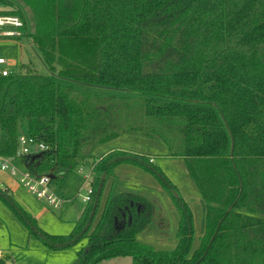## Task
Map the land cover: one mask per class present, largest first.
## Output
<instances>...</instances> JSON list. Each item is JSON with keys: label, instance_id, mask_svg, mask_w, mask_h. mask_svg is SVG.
<instances>
[{"label": "trees", "instance_id": "16d2710c", "mask_svg": "<svg viewBox=\"0 0 264 264\" xmlns=\"http://www.w3.org/2000/svg\"><path fill=\"white\" fill-rule=\"evenodd\" d=\"M1 1L9 9L0 13L29 10L24 31L48 73L19 65L0 75V154L15 155L24 132L48 145L22 159L34 174L93 165L91 200L65 235L46 232L0 186V200L29 233L52 250L85 240L79 264L120 256L132 264H264V0ZM127 132L161 140L186 161L207 204L196 249L192 210L151 154L94 155ZM122 163L173 192L175 249L137 239L154 218L144 193L111 189L102 203Z\"/></svg>", "mask_w": 264, "mask_h": 264}, {"label": "rangeland", "instance_id": "374dc122", "mask_svg": "<svg viewBox=\"0 0 264 264\" xmlns=\"http://www.w3.org/2000/svg\"><path fill=\"white\" fill-rule=\"evenodd\" d=\"M13 1L15 4L22 5L18 0ZM23 8L26 10V7ZM6 9H9V6L0 0V11ZM26 12L29 14H25V17L31 16L29 10ZM28 23L31 24V20ZM22 42L29 55L30 63L28 66L24 65L21 70L47 74L48 69L39 56V52L31 48L26 37L22 38ZM22 126L21 123L20 129H22ZM23 130H25L24 126ZM155 140L138 134L122 133L110 142L99 144L93 153L99 157L110 149L118 148L151 154L155 158V163L161 167L178 187V194L183 197L181 189L186 183L189 186H195L189 182V175L187 176L185 173L184 160L176 156H166L171 151L166 145H164L165 148L167 147L166 149H161L160 142ZM12 162L18 167H23L22 158H14ZM91 163H82L70 172L62 169L51 180L49 188L57 197L63 200L59 207L50 205L45 198L37 197L27 186L20 182L19 174L12 175L9 171L0 169V186L9 188L19 205L34 216L38 224L46 232L58 235L69 234L74 227L75 221L80 217L88 203L82 197L91 187L90 183L86 182L87 177L89 175L92 176L91 168L93 165L91 166ZM24 167L26 166L24 165ZM80 168H82L81 172ZM113 181L114 183H112ZM133 183H146L147 185L157 183L162 188L161 194L156 193L154 196L148 193L146 195L148 199L155 201L154 218L150 226L140 233L137 239L140 242L149 244L155 250L171 251L175 249L179 241L177 231L181 216L172 198L173 192L164 188L155 177L142 168L126 163L117 165L115 174L108 178L102 203L104 204L110 195L114 184L116 185L114 191H116L125 188L134 189L131 185ZM216 221L217 219H215ZM199 238L194 231L192 250L198 247ZM84 243L85 240L66 250L47 248L36 236L29 233L27 228L0 200V252L4 254L3 258L8 257V261L12 262V264H79L77 252ZM96 264H132V257H113L103 259Z\"/></svg>", "mask_w": 264, "mask_h": 264}, {"label": "built area", "instance_id": "2783aa9c", "mask_svg": "<svg viewBox=\"0 0 264 264\" xmlns=\"http://www.w3.org/2000/svg\"><path fill=\"white\" fill-rule=\"evenodd\" d=\"M28 26L27 19L18 14L0 13V75L7 76L12 72V68H15L21 63L20 51L16 55L8 53L5 49L8 48V44L11 41H21L22 38L26 37L29 41L28 33L25 34L24 27ZM30 43V42H29ZM20 48V45H19ZM22 48V46H21ZM25 48V47H23ZM13 60H16V64L13 65ZM48 149V145L30 136L27 133H20L18 136V149L13 157L4 156L0 154V169L9 171L12 175L19 174V180L25 186H27L37 197L45 198L50 205L59 207L61 200L57 197L49 188L51 176L47 173L34 174L30 172L24 164L23 167L14 165L12 160L14 158L23 159L26 155L38 154ZM153 161V159H151ZM82 168H80V172ZM91 175L87 178L89 183ZM93 188L90 187L85 194H83V200L89 202L91 200Z\"/></svg>", "mask_w": 264, "mask_h": 264}, {"label": "crops", "instance_id": "0c3cea01", "mask_svg": "<svg viewBox=\"0 0 264 264\" xmlns=\"http://www.w3.org/2000/svg\"><path fill=\"white\" fill-rule=\"evenodd\" d=\"M20 45V48H19ZM8 48H6L5 50L10 53V54H18V52L20 51V53L22 52V49L24 46L23 42L21 41H11V43L8 44ZM22 46V48H21ZM155 141H159L160 145H161V149H166L164 145H166L163 141L161 140H155ZM152 156L153 162H155V158ZM166 156H173L171 155L170 152H168L166 154ZM179 157V156H176ZM182 158V157H179ZM184 160V158H182ZM183 167L185 169V173L188 176L189 175V182H191L193 185H195L194 187H192L191 185L189 186L187 183L183 186V188L180 190L183 198L187 201V203L189 204V206L192 209L193 212V218H194V231L196 232V236L197 237H201L202 235H204L205 231H206V213H207V204L205 202V200L202 198L201 192L199 190V188L196 186V184L194 183L193 179L191 178L188 169H187V163L184 160L183 162ZM114 183V181L112 182ZM133 186L134 189L140 191L141 193H144L145 195H147L148 193H151L152 195L155 196V194H161L162 193V188L157 184H153V185H147L146 183H133L131 184ZM179 185L181 186V184L179 183ZM115 184L112 186L113 190L115 188ZM111 187V188H112ZM178 189V187H177ZM152 201V200H151ZM153 205L156 207L155 205V201H152ZM154 207V209H155ZM2 252H0V259L3 258Z\"/></svg>", "mask_w": 264, "mask_h": 264}, {"label": "water", "instance_id": "95a60500", "mask_svg": "<svg viewBox=\"0 0 264 264\" xmlns=\"http://www.w3.org/2000/svg\"><path fill=\"white\" fill-rule=\"evenodd\" d=\"M21 55H22V57H21V63L23 65H28L30 63V58H29V55L27 53L26 48H23L22 49ZM14 61L16 62V60H13V65L16 64ZM49 175L51 176V178H54L55 177L54 174H49ZM5 264H12V262L7 261Z\"/></svg>", "mask_w": 264, "mask_h": 264}]
</instances>
